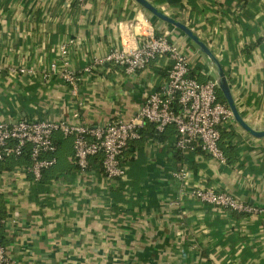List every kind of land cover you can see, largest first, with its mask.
I'll return each mask as SVG.
<instances>
[{
    "label": "crops",
    "instance_id": "0c3cea01",
    "mask_svg": "<svg viewBox=\"0 0 264 264\" xmlns=\"http://www.w3.org/2000/svg\"><path fill=\"white\" fill-rule=\"evenodd\" d=\"M148 1L209 46L242 118L264 130V0ZM147 30L192 53V65L202 64L200 71L214 78L186 36L135 0H0V120L96 127L133 117L147 94L164 84L166 55L133 74L114 63L83 68L93 56L137 46ZM66 38L74 40L69 61L79 77L75 93L58 75H41ZM23 64L35 74L8 76V68ZM223 125L235 132L237 155L230 163L200 148L191 163L178 160L175 144L169 146L174 126L166 127L161 141L143 133L126 178H105L92 157L86 172L70 168L72 137L61 139L55 164L38 180L25 171L29 160H4L0 245L15 264H264L258 217L220 211L189 193L199 184L264 207V137L250 135L233 118ZM183 166L189 175L174 176Z\"/></svg>",
    "mask_w": 264,
    "mask_h": 264
},
{
    "label": "built area",
    "instance_id": "2783aa9c",
    "mask_svg": "<svg viewBox=\"0 0 264 264\" xmlns=\"http://www.w3.org/2000/svg\"><path fill=\"white\" fill-rule=\"evenodd\" d=\"M140 35L142 38L137 46L113 48L102 56H93L83 68V71L91 72L101 64L114 63L126 74H133L157 56L166 55L170 66L164 84L147 94L133 117L127 120L112 118L96 127L48 119L19 118L11 124L0 120V166L8 158L20 159L28 150L30 163L25 171L31 173L35 180L40 179L42 171L56 162L54 134L60 132L63 137H72L74 158L80 171L89 169L90 157L101 154L103 176L109 180L125 178L126 167L121 163V154L129 142L140 138V130L146 122L153 123L158 132L172 124L175 129L174 144L181 153L200 148L212 158L224 162V154L218 145L220 128L232 118V114L228 106L218 99L215 79L201 82L192 77L190 68L195 57L178 43L166 36H157L151 30ZM72 44L73 38L61 41L54 60L41 71V75L43 79L58 75L75 93L79 77L69 61ZM7 74L14 77L35 72L34 68L23 64L8 68ZM188 175L184 166L174 172V176L180 179ZM189 193L220 211L258 217L264 233V207L243 201L227 191L199 184L192 185ZM2 222L0 218V224ZM0 264H15L2 245Z\"/></svg>",
    "mask_w": 264,
    "mask_h": 264
},
{
    "label": "trees",
    "instance_id": "16d2710c",
    "mask_svg": "<svg viewBox=\"0 0 264 264\" xmlns=\"http://www.w3.org/2000/svg\"><path fill=\"white\" fill-rule=\"evenodd\" d=\"M201 69H202V64H199L198 62H195V64L192 65V62H191L190 73H191L192 77L196 78L197 80H199L201 82L202 81H206L207 79H210L211 77L210 76H205L200 71ZM217 96H218V99L221 102L226 104L225 99H224L222 93L220 92V90L218 88H217ZM168 126H171V128H172L173 125L171 124V125H168ZM165 129L162 132H158L155 129V125L153 123L146 122L144 127L140 130V138L138 140H133V141L129 142V144L123 150V152L121 154V157H120L122 165L126 167V177H127V171H128V167H129L130 162H132V160H134L139 154L138 153L139 152L138 141H140L141 138L143 137V133L147 131L146 134H148V136L156 138V139L161 141V140L166 139L168 131H166ZM233 135H235V132L232 130V128L230 126L223 125L220 128V140H219L218 145H219L220 149L222 150L226 160L229 163L232 162V160H234L236 158V155H237V148H236L235 144H233V142L231 141V138H232ZM60 136L61 137L58 140L54 139L56 145H58V144H60L62 142L61 139H64V140L68 139V137H63L62 134ZM174 141H175V139L169 141V146L170 147L174 146ZM71 143H72V141H71ZM197 150L185 154V153H181L178 149H175V154H176L178 160L181 159V160H184L186 162L191 163L192 162L191 159H192L194 153H196ZM21 158H23V159L25 158V160H28V150L24 151V153H23ZM92 158H94V162L96 163L95 164L96 168L98 167V169H100V171H101V158H102L101 154H97V155L93 156ZM8 160H9L8 162H14L15 161L14 158H8ZM69 161H70V164H69L70 168L79 169V167H78V165H77V163L75 161V158H74L73 145H72V153H71V155L69 157ZM91 166H90V163H89V168ZM57 168H59L60 171L62 169L64 171H66L65 168H62V166H60V167L57 166ZM2 217H3L2 213H0V218L2 219ZM1 232H2V224H0V244L4 245L3 236H2Z\"/></svg>",
    "mask_w": 264,
    "mask_h": 264
},
{
    "label": "water",
    "instance_id": "95a60500",
    "mask_svg": "<svg viewBox=\"0 0 264 264\" xmlns=\"http://www.w3.org/2000/svg\"><path fill=\"white\" fill-rule=\"evenodd\" d=\"M143 9L150 13L155 18L171 25L172 27L179 30L184 36H186L191 44L197 49V52L203 56L205 61H207L211 66L214 74V79L217 84V88L222 93L226 105L231 111L233 120L247 133L255 137H264V130H255L253 129L241 116L237 106L235 104L230 86L227 81L224 67L222 66L219 59L211 51L209 46L200 39L197 34L189 28L186 24L166 15L161 10L156 8L148 0H135Z\"/></svg>",
    "mask_w": 264,
    "mask_h": 264
}]
</instances>
